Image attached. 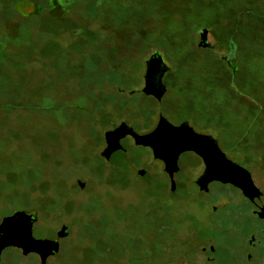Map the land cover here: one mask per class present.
<instances>
[{
  "label": "rangeland",
  "instance_id": "obj_1",
  "mask_svg": "<svg viewBox=\"0 0 264 264\" xmlns=\"http://www.w3.org/2000/svg\"><path fill=\"white\" fill-rule=\"evenodd\" d=\"M153 54L162 99L141 93ZM159 117L212 133L264 191V0H0V223L32 214L34 238L58 242L44 263L8 247L0 264L176 263L163 226L193 199L197 159L181 157L176 198L131 136L101 156L107 132Z\"/></svg>",
  "mask_w": 264,
  "mask_h": 264
},
{
  "label": "flooded vegetation",
  "instance_id": "obj_2",
  "mask_svg": "<svg viewBox=\"0 0 264 264\" xmlns=\"http://www.w3.org/2000/svg\"><path fill=\"white\" fill-rule=\"evenodd\" d=\"M205 44L204 47H199V45L198 47L210 50L215 48L207 39ZM230 53L219 54L228 66L232 63L233 58V56L229 58ZM166 73L167 71L158 76V72H152L150 77L147 76L145 71L141 93L146 96H153L156 99H162L166 92L163 83ZM158 77L163 90L160 98L155 97L151 92L155 85L159 83L157 81ZM121 127L125 128L123 131L128 128L124 125H121ZM167 128H181L179 133L181 137L186 139L192 134L206 137L207 142L202 140L199 145L203 148V151L208 150L202 153L215 166V168L209 169L204 158L193 151L182 152L178 155L176 161L167 160L166 162L165 157H168L169 153L164 152V144L157 157H155L153 150L147 147L151 151L153 159L161 165V174L167 178L170 196L176 198H178L179 189H183L181 183L175 180V177L181 172L179 166L181 157L184 154H191L198 161L197 173L190 184L195 192L193 197L195 200H178L176 205L178 215L175 226L173 224L172 229L163 226V232L167 231L166 234L171 235L174 241L176 261L174 264H182V261L183 264H264V191L254 182L251 171L237 158L230 157L219 146L212 133L200 130V128L187 121L172 124L159 117L149 131L139 136H147L155 132L164 135ZM125 136L131 135H124L118 140L120 148L116 151L122 150L121 140ZM132 140L136 144L133 137ZM213 144H215L217 151L213 150L209 153V148H213ZM106 148L107 144L105 142L103 150ZM116 151L112 152L108 159L102 156V153L106 155L105 151L101 152V156L109 161ZM228 161L248 172L253 187L242 179L239 186L228 182L230 181L228 173L233 170L232 168L230 170L227 166ZM138 173L144 176V172ZM215 185L224 188L219 196H217L218 192L213 190ZM207 197H212L213 200L209 201ZM196 206L198 208L195 210ZM196 211H203L207 216L204 219L196 216L198 214ZM182 213L185 215L184 218ZM145 262L146 260L141 259L136 264H145Z\"/></svg>",
  "mask_w": 264,
  "mask_h": 264
},
{
  "label": "water",
  "instance_id": "obj_3",
  "mask_svg": "<svg viewBox=\"0 0 264 264\" xmlns=\"http://www.w3.org/2000/svg\"><path fill=\"white\" fill-rule=\"evenodd\" d=\"M206 30L201 31L200 33V43L199 47H204L206 44ZM154 66V68H152ZM168 71L167 67L164 65L162 58L158 54H153L150 56L149 60L146 62V74L147 76L152 72H158L160 76L163 72ZM151 77V76H150ZM160 78L158 77V84L155 85V88L152 89V95L157 98L163 93L162 86L160 85ZM121 126L115 129L114 131H109L105 134V142L107 144V148L103 151L106 152V155L102 153V156L106 159L109 158L110 154L120 148L118 145V140L124 135H131L136 144L150 147L153 150L155 157H157L158 152L162 151L164 144V152L169 153L168 157H165L167 160L176 161L178 155L185 151H193L196 154L202 156L205 162L208 163L209 169L215 168L205 158L203 155L204 152L208 150H204L200 147V143L202 140L207 142L206 137L192 134L190 137L183 138L179 131L181 128H167L166 133L164 135H160L155 132L154 134L147 136H139L134 133L131 128H126L123 131ZM183 141L182 146H176V150L169 152L167 150L168 146H173L177 141ZM163 142V143H162ZM213 150H216L215 144H213V148H209V153ZM217 151V150H216ZM203 152V153H202ZM227 166L232 172L228 173L231 184L239 186L241 183V179L247 184L252 185V181L250 179V175L248 172L244 171L242 168L234 165L231 162H227ZM237 170V171H235ZM239 178V180H238ZM82 187V184H80ZM253 187V185H252ZM36 217L32 214H27L25 212H14L12 215L5 217L2 219L0 223V256L4 249L8 247H13L20 249L24 255L34 253L40 257L41 263L45 262V259L48 256H52L58 252V242L57 240H46V239H36L33 236V223L35 222ZM65 228H62L60 232L57 233V238L65 237Z\"/></svg>",
  "mask_w": 264,
  "mask_h": 264
},
{
  "label": "bare ground",
  "instance_id": "obj_4",
  "mask_svg": "<svg viewBox=\"0 0 264 264\" xmlns=\"http://www.w3.org/2000/svg\"><path fill=\"white\" fill-rule=\"evenodd\" d=\"M175 145H176V146H182V145H183V141H182V140H181V141L179 140V141L176 142V144H173V146H171V145L168 146V147H167V150H168L169 152H171V151H173V150H176V146H175Z\"/></svg>",
  "mask_w": 264,
  "mask_h": 264
}]
</instances>
